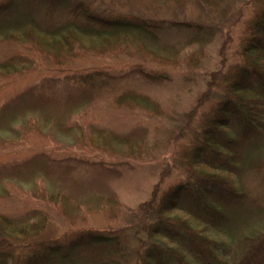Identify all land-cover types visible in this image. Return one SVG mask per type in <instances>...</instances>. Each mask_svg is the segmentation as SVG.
Returning <instances> with one entry per match:
<instances>
[{
	"label": "trees",
	"instance_id": "obj_1",
	"mask_svg": "<svg viewBox=\"0 0 264 264\" xmlns=\"http://www.w3.org/2000/svg\"><path fill=\"white\" fill-rule=\"evenodd\" d=\"M187 1L165 0L176 7ZM190 1L217 12L223 22L117 13L94 6L95 0H0V48H12L11 53L0 55L1 76L34 69H70L72 62L90 56H128L136 61L121 75L95 70L74 73L67 81L84 94L77 101L79 107L88 106L92 94L107 89L117 109H141L153 116L161 114L158 102L126 83L132 79L150 84L171 81L169 73L152 64L197 69L215 42L223 38L225 46L231 40L223 27L232 30L245 7L257 6L243 25L235 62L221 68L219 81L211 84L216 87L214 92L202 93L183 114L185 129L192 135L179 159L184 178L160 197L156 184L150 198L132 210L122 208L118 199L109 200L130 214L128 224L103 233H63L64 241L57 238L61 232L52 212L61 198L69 196L55 191H43L40 197L35 194L43 205L23 215L0 211V264H228L220 259L228 255L238 258L236 264H264V0ZM237 2L244 7L234 8ZM125 77L129 79L126 83ZM213 97L216 101L192 126L190 120ZM104 140L132 142L118 140L114 134ZM133 143L127 153L139 161L156 160L164 146L162 141L150 144L137 139ZM49 151L42 148L40 152L45 169L49 162L89 163L76 157L58 159ZM165 175L162 171L159 183ZM245 177L255 180L262 191L249 194ZM76 207L79 213L61 207L70 225L87 208L83 204ZM160 237L176 245L180 255L166 252Z\"/></svg>",
	"mask_w": 264,
	"mask_h": 264
},
{
	"label": "rangeland",
	"instance_id": "obj_2",
	"mask_svg": "<svg viewBox=\"0 0 264 264\" xmlns=\"http://www.w3.org/2000/svg\"><path fill=\"white\" fill-rule=\"evenodd\" d=\"M167 4L165 0H95L93 3L103 10L132 11L177 21L195 20L210 24L224 20L217 12L201 9L190 0L182 7ZM236 7H244V4L237 2ZM256 7L255 3L245 7L239 23L232 30L223 27L225 33H230L231 40L225 46L223 38L215 42L197 69L191 70L185 65L152 64L153 68L171 75V81L162 84L139 79L128 82L125 77L123 82H128L126 85L158 102L159 116L141 109H117L107 89L92 94L93 102L88 106L79 107L77 101L84 94L68 83L71 75L95 70L121 75L136 61L128 56H90L72 62L70 69H34L22 74L0 75V211L23 215L28 209L43 205L38 199L39 194L55 191L69 196L61 198L52 212L61 232L57 237L59 241H64L63 233H103L128 224L130 214L118 210L109 200L118 199L122 208L132 210L150 198L156 184H159L157 196L160 197L184 178L186 173L179 166V159L192 135L189 129H185L187 121L183 114L195 106L202 93L212 94L216 89L211 85L212 81H219L224 68L235 62L243 25L252 17ZM167 39L173 41L170 36ZM11 50L10 46H3L0 55L9 54ZM214 101L215 97L198 109L190 120L192 126L197 125L202 113ZM170 133L174 139L170 138ZM112 134L118 140L132 142L130 145L106 142L104 139ZM137 139L147 140L150 144L154 141L164 143L156 160L139 161L134 159L136 155H128ZM42 148L50 150L49 154L58 159L76 157L89 163L63 161L55 165L49 162L45 169L41 166ZM91 162L97 165L93 166ZM162 171L166 175L159 183ZM243 180L248 193L256 196L262 191L252 178ZM82 204L87 208H82L81 216L77 217L80 220L70 225L61 207L68 212L76 209L79 213L81 209L76 206ZM159 239L166 252L180 255L181 250L170 240ZM232 247L234 252H239L238 245ZM232 258L228 255L220 259L228 264L238 263V258Z\"/></svg>",
	"mask_w": 264,
	"mask_h": 264
}]
</instances>
